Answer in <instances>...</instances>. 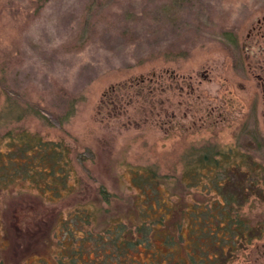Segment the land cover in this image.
<instances>
[{
  "label": "rangeland",
  "instance_id": "obj_1",
  "mask_svg": "<svg viewBox=\"0 0 264 264\" xmlns=\"http://www.w3.org/2000/svg\"><path fill=\"white\" fill-rule=\"evenodd\" d=\"M203 146L229 154L222 166H255L232 182L249 195L243 213L264 222L251 190L264 178V0H0V264H57L59 216L98 209L99 222L133 227L131 176L148 169L179 206L210 210L220 198L206 178L174 186ZM50 153L71 188L57 201L41 189L55 180L35 174ZM100 189L117 198L105 204ZM227 264H264V235Z\"/></svg>",
  "mask_w": 264,
  "mask_h": 264
},
{
  "label": "trees",
  "instance_id": "obj_2",
  "mask_svg": "<svg viewBox=\"0 0 264 264\" xmlns=\"http://www.w3.org/2000/svg\"><path fill=\"white\" fill-rule=\"evenodd\" d=\"M28 146L29 143H26L19 147L18 156H25ZM192 151V155L187 157L180 177L174 182L178 185H173L195 190L201 184V179L206 178L209 191L218 196L220 202L216 201L210 210H204L195 203L179 206L177 200L173 201L172 194L170 195L171 185L164 179L165 176H159L149 169L146 174L133 173L130 187L136 191L134 207L137 223L128 228L117 214L99 222L98 209L93 212L76 213L67 220L59 216L57 224L62 225L66 235L64 240L59 242L60 250L56 263L227 264L241 249L261 238L264 235V222L252 223L243 213L249 195L244 194L246 190L241 182H232L235 176L245 178L249 176L247 178L249 179L251 174L254 175L251 170H256L255 166L248 167L249 171H245L246 166L239 164L231 167L222 166L220 158L227 159L229 154H222L217 147L203 146ZM243 158L244 156L240 159L244 160ZM55 160L54 153L44 154L39 161L49 164L50 171L39 170L35 174L41 175L45 172L55 180L51 187L41 189H49L57 201L64 198L61 190L68 194L71 188L67 185L65 177L61 179L62 177L54 176L56 171H65L64 167L55 166L57 163ZM29 163L21 162L13 168L16 173L29 177L31 175L27 173L32 172V163ZM242 167L246 169L243 170ZM206 173L211 174L207 177ZM259 179L264 182V178L257 177L252 182L246 181L252 183L251 190H256L258 195L264 198V193L257 185ZM230 186L233 191L227 192ZM99 193L104 203L108 205L111 199L117 198L104 189H100ZM169 196L172 201L168 199ZM263 202L264 200H261V203ZM104 211L107 212L106 209ZM180 216L186 221L178 223L174 220V217ZM212 222H215V226L211 224ZM90 224L98 227L100 224L107 226L97 233L82 228L83 225ZM176 246L183 253L182 257L177 256Z\"/></svg>",
  "mask_w": 264,
  "mask_h": 264
}]
</instances>
